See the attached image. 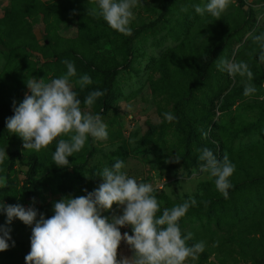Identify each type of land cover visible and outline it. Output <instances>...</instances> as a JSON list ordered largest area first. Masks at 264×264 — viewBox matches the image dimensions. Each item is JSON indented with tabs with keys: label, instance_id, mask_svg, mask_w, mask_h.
Wrapping results in <instances>:
<instances>
[{
	"label": "rangeland",
	"instance_id": "1",
	"mask_svg": "<svg viewBox=\"0 0 264 264\" xmlns=\"http://www.w3.org/2000/svg\"><path fill=\"white\" fill-rule=\"evenodd\" d=\"M206 2L141 0L133 34L125 36L87 14L96 0H0V20L8 18L0 23V41L7 49H0V110L23 101L27 79L50 81L64 74L66 58L77 69L73 82L83 74L93 80L84 90L74 88L82 107L88 92L104 91L109 74L113 79L89 109L102 115L108 139L89 137L84 149L69 157L70 168L54 163L55 143L39 152L24 149L22 139L7 130L9 117L0 116V148L9 156L0 165L7 183L0 187V202L31 206L51 217L55 201L96 189L102 182L97 173L118 157L129 176L153 185L161 209L190 196L197 200L180 222L184 232L193 234L190 244L206 243L193 264H264V63L249 35L264 31V0H233L218 21L195 13L193 4ZM19 18L11 27L10 19ZM222 54L250 65L255 95L245 97L242 79L233 80L216 67ZM165 112L177 120L169 123ZM203 147L218 159L226 152L236 165L228 199L199 172L197 149ZM29 156L36 157L30 175ZM0 225L11 230L9 244L15 242L0 253V264H27L31 227L19 219L8 224L4 213ZM121 232L132 234L130 227ZM120 253L132 255L124 243Z\"/></svg>",
	"mask_w": 264,
	"mask_h": 264
},
{
	"label": "clouds",
	"instance_id": "2",
	"mask_svg": "<svg viewBox=\"0 0 264 264\" xmlns=\"http://www.w3.org/2000/svg\"><path fill=\"white\" fill-rule=\"evenodd\" d=\"M232 2L207 0L192 7L197 15L208 14L218 21ZM140 4L141 0H96L97 6L88 8L87 14L103 18L111 29L131 36L136 18L134 10ZM249 35L258 47L259 61L264 63V31ZM62 64L66 72L58 78L26 80L28 92L22 102H13L14 115L7 119L6 125L8 132L22 139L27 151L39 152L55 143L54 163L61 168H70L69 157L81 152L89 137L93 141L108 139L102 115L89 111L98 98L106 95V90L88 92L82 107L74 88L78 86L84 90L93 84V80L83 74L73 82L77 77L74 62L66 58ZM216 67L233 80L237 76L242 79L245 97L257 93L254 73L247 62L228 59L222 54L216 60ZM260 99L264 100V96ZM164 118L169 123L177 120L171 112H165ZM203 136L207 138L208 133L204 132ZM197 152L199 172L213 180L216 190L228 199L229 191L234 187L230 178L236 165L226 152L221 159L208 147L197 149ZM7 159V150L0 148V165ZM115 160L112 167L106 166L97 173L102 182L96 189L91 192L85 189L86 195H70L55 201L51 217H45L31 206L25 208L0 202V213L6 214L8 224L19 219L32 229L31 250L25 257L27 264H193L198 260L206 243L190 244L193 234L184 232L180 226L190 208L198 206L197 200L190 196L171 208L161 209L153 185L138 183L124 171L125 161L118 157ZM174 161L179 163L178 159ZM196 175L194 169L192 176ZM6 186V178L0 177V187ZM202 203L207 207L209 201ZM104 212L112 213L111 217L103 215ZM126 227L131 228L132 234L121 233V228ZM10 231L0 225V253L15 246L14 241L9 244ZM122 243L129 247L131 256L121 255Z\"/></svg>",
	"mask_w": 264,
	"mask_h": 264
},
{
	"label": "trees",
	"instance_id": "3",
	"mask_svg": "<svg viewBox=\"0 0 264 264\" xmlns=\"http://www.w3.org/2000/svg\"><path fill=\"white\" fill-rule=\"evenodd\" d=\"M27 15V14H26ZM29 15V14H28ZM27 15V16H28ZM5 19H7L8 20V18H7V16L5 17V18H2L1 20H0V23H4V22H6L5 21ZM20 20V18L17 20H11L10 19V26L11 27H13V26H15L14 24H16V21H19ZM22 20V19H21ZM30 33V32H29ZM29 33H26V37L27 38H31V39H33V35L32 34H29ZM5 44L2 42V41H0V49L1 50H6V52H7V49H5V47H3ZM36 50H38V52L40 53V54H42V55H45L44 54V50L42 49V47H40V46H38L37 45V47H36ZM58 57H59V55H57ZM112 75L111 74H109V76L107 77V81L104 83L105 84V90L106 91H108L110 88H111V82H112ZM14 115V112H13V109H7V108H2L1 110H0V116L1 117H5V116H7V117H11V116H13ZM14 157H15V154H12L11 155V161H10V164H9V169L10 170H12L13 169V166H14V161H13V159H14ZM35 161H36V157L35 156H29L28 157V164H29V167H28V172H27V174H29L30 175V173L33 171V167H34V165H35ZM1 192H3V189H0V193Z\"/></svg>",
	"mask_w": 264,
	"mask_h": 264
},
{
	"label": "built area",
	"instance_id": "4",
	"mask_svg": "<svg viewBox=\"0 0 264 264\" xmlns=\"http://www.w3.org/2000/svg\"><path fill=\"white\" fill-rule=\"evenodd\" d=\"M122 233V232H121ZM123 234V233H122Z\"/></svg>",
	"mask_w": 264,
	"mask_h": 264
}]
</instances>
